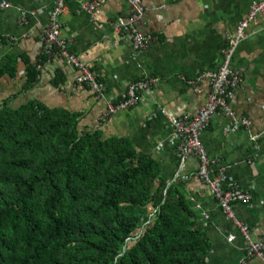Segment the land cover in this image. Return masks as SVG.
Returning <instances> with one entry per match:
<instances>
[{"label": "crops", "instance_id": "crops-1", "mask_svg": "<svg viewBox=\"0 0 264 264\" xmlns=\"http://www.w3.org/2000/svg\"><path fill=\"white\" fill-rule=\"evenodd\" d=\"M3 1L11 8L0 11V36L6 40L0 46V68L16 57L18 72L15 79L0 82V102L10 99L19 107L38 101L49 109L80 115L82 132L99 130L104 138L129 139L140 156L159 163L162 178L175 184L192 204L210 243L207 264H264L261 259L245 260L239 229L196 175L199 158L188 159L174 181L179 161L169 124V119L197 115L205 105L209 86L202 83L194 89L190 82L219 69L222 50L238 24L263 0H142L145 13L138 29L150 38L142 53H135L129 37L114 30L117 19L132 16L131 0H93L99 6L96 21L82 8L88 0H68L61 18V39L104 85L102 99L88 89L75 88V71L57 57L45 60L38 68L35 86L24 90V61L32 66L40 63V37L49 26L55 0ZM253 32L256 34H250L238 47L232 61L241 83L231 107L250 127L229 132L230 120L218 114L201 141L210 177L223 189L238 188L249 194V203H236L234 211L257 242L264 239V15L258 27H251ZM143 79L155 84L142 105L110 120L102 119L109 102L121 100L130 85Z\"/></svg>", "mask_w": 264, "mask_h": 264}, {"label": "trees", "instance_id": "trees-1", "mask_svg": "<svg viewBox=\"0 0 264 264\" xmlns=\"http://www.w3.org/2000/svg\"><path fill=\"white\" fill-rule=\"evenodd\" d=\"M47 59L24 61V90ZM17 65L9 58L0 82ZM80 118L0 102V264H207L192 204L159 163L127 138L82 132Z\"/></svg>", "mask_w": 264, "mask_h": 264}, {"label": "built area", "instance_id": "built-area-1", "mask_svg": "<svg viewBox=\"0 0 264 264\" xmlns=\"http://www.w3.org/2000/svg\"><path fill=\"white\" fill-rule=\"evenodd\" d=\"M68 0H55L53 11L50 16L49 26L43 30L40 37L41 52L48 58L57 57L75 73V88H85L90 90L97 99L105 97V87L98 81L91 69L80 61L71 51L69 44L61 39V18L66 12ZM133 14L127 19H117L114 23V30L117 34H125L129 37L132 49L135 53L145 51L150 43V38L144 36L138 29V25L144 19L145 9L142 0H131L129 2ZM98 4L93 0H88L83 4V10L90 15L93 21L98 18ZM11 8L7 2L0 0V11ZM264 15V0L255 3L236 29L235 35L229 39L226 48L222 52L223 64L216 72H206L190 82L195 89L198 85L205 83L209 86L210 92L205 105L197 115L184 116L179 119H169L172 129V142L175 145L176 156L179 161L178 173L175 177L177 181L179 175L185 170V163L191 157H197L200 166L197 177L209 186L214 198L221 207L223 213L239 229L245 244V260H264V239L255 242L251 238L248 226L240 222L235 214L234 205L236 203L247 204L250 201L248 193L238 188L223 189L219 181L213 180L209 173V160L206 150L201 141L202 133L210 125L212 119L218 114L225 115L230 120L228 131L236 132L239 129H249L250 122L247 119H238L231 107V101L235 91L241 83V76L232 69V60L239 45L244 42L250 34L251 27L257 26L259 18ZM155 81L143 79L130 85L124 97L115 102H109L102 119L110 120L116 115L137 108L145 100V96L152 93ZM155 107L158 105L155 103Z\"/></svg>", "mask_w": 264, "mask_h": 264}, {"label": "rangeland", "instance_id": "rangeland-1", "mask_svg": "<svg viewBox=\"0 0 264 264\" xmlns=\"http://www.w3.org/2000/svg\"><path fill=\"white\" fill-rule=\"evenodd\" d=\"M247 16H248V15H247ZM243 20H244V19H243ZM240 22H241V21H240ZM258 25H259V22H258ZM258 25H257V26H254V27H258ZM242 43H243V42H242ZM242 43H241V44H242ZM241 44H240V45H241ZM240 45H239V46H240ZM225 48H226V47H225ZM225 48H224V49H225ZM224 49H223V50H224ZM237 49H238V48H237ZM223 50H222V52H223ZM236 52H237V50H236ZM221 54H222V53H221ZM235 54H236V53H235ZM234 56H235V55H234ZM233 58H234V57H233ZM232 61H233V60H232ZM222 64H223V56H222ZM222 64H221V66H222ZM221 66H220V67H221ZM220 67H219V69H220ZM219 69H218V70H219ZM218 70H217V71H218ZM215 72H216V71H215ZM204 73H206V72H204ZM202 74H203V73H202Z\"/></svg>", "mask_w": 264, "mask_h": 264}]
</instances>
